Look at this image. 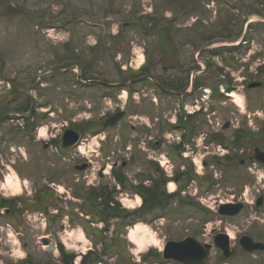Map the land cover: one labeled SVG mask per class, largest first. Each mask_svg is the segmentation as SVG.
<instances>
[{
	"label": "rangeland",
	"instance_id": "rangeland-1",
	"mask_svg": "<svg viewBox=\"0 0 264 264\" xmlns=\"http://www.w3.org/2000/svg\"><path fill=\"white\" fill-rule=\"evenodd\" d=\"M257 2H259L258 8L252 6L251 0H247L246 5L240 4V0H0V97L6 96L3 77L13 76L16 72V75H21L22 79L27 80L28 75L34 74L36 70L34 68H42L47 62L56 64L55 61L57 59L60 61L61 55H70L71 50L68 53L65 46L67 42H70L74 49L86 50L92 46L97 48L95 44L99 43L98 49L101 48L102 54L99 56L96 53L92 61L85 62L92 64L99 73L90 72L87 73L88 76L111 75L113 67L119 62L125 64L131 57L137 59V53H140V50L151 54V64L154 70L159 72L160 50L165 47L177 50L180 57L182 55L181 58L186 59L190 46L185 44L184 39L188 35L195 38L196 26H204V32L209 27L215 32L214 35H225V37L215 36L217 39L214 40V49L230 47V50L225 51L223 55L210 58L214 71L205 77L210 76L214 86L218 87L222 83L221 75L227 72L225 76L230 78L234 86V89L231 88L230 91L237 96L232 99L219 96L214 98L212 103L216 122L213 130H221V125L230 120L234 127L256 131L264 123V74L258 72L259 65H264V0H257ZM221 9H224V13L227 10L226 14L220 13ZM63 13L70 14L68 23L63 24L57 20V17ZM37 20H46L48 25H38ZM124 20H133L134 23L123 32L121 23ZM161 20H176V23H173L171 28L160 30ZM114 35L119 40L116 41ZM202 45L204 44L201 42L198 50L203 47ZM118 54L121 56L119 61ZM208 56L209 53L204 50L199 58L207 60ZM218 69L223 71L219 73ZM66 72L62 75H66ZM52 74L60 76L53 71L44 75L37 83L36 94L40 97L47 96L52 100L51 104L45 107L53 110L51 114L56 113L51 116L53 120L56 121L65 112H75L74 115L78 114L77 118L90 116L88 109L90 103L87 104L88 112L85 114L81 111L83 107H80L79 101L69 99L66 102L62 96H59L60 89L52 82L61 81L50 80ZM68 74L75 76L73 72ZM246 81H262L263 85L247 89L244 88ZM33 84L34 81L29 80L19 85L11 94H14L13 97L17 101H7V103L13 107L19 106V103H23V100L19 98L29 91L34 97V90L31 89ZM42 87L48 88L49 91L41 89L39 92V88ZM66 88L62 86L61 91ZM103 102V108L114 106V103L110 104L109 100ZM139 122L147 123L148 119L143 117V120ZM20 124L24 122L4 120L0 123V133L15 125L18 128ZM45 125H42V128H46ZM211 126L213 125L208 126L204 119L200 125V131L205 130L204 133L211 131ZM230 130H226V133ZM101 136H107L106 148L123 154L128 152L124 146L128 144L125 143L128 139H140L129 126L126 129V136L122 137L127 140L124 139L122 142L116 141L120 138L118 128L109 133L104 132ZM87 144L89 145L88 154H92L93 149H99L98 144L104 147V142L97 143L94 138H89ZM198 144L197 167H194V170L199 172H195V175L202 177V180L192 185L190 182L182 181L180 184L184 183L188 187L186 195L181 197L186 201L193 200L199 203L209 210V213L197 209L192 204L175 205L174 200H169L168 209L175 206L177 211L173 214L167 211L168 215L164 218L135 213L128 219H113L109 217L110 215H106L105 223L97 222L90 225V221H93L92 217L82 222L71 215L67 217L68 214L63 213L59 219H52L46 213L41 215L40 210L34 209V229L28 227L27 231L31 242L29 248L23 247V239L17 231H1L0 229V259H3L5 264L9 262L16 264L20 258L29 257L33 259V264H62L59 251L51 253L46 246H42L41 237L49 236L53 243H61L65 252L74 256L73 264H76L75 262L80 264L79 251L88 250V248H93L96 255H101L99 259L101 262L92 264H173L162 262L158 255L165 240L193 235L200 241H211L210 231L212 228H217L231 235L236 254L225 261L222 252L214 249L207 264H264V255L244 252L238 244V238L244 234L264 242V202L259 208L253 204L259 194L264 196V166L255 167L251 163L241 166L236 161L233 166L225 167L216 165L213 160L209 166L201 167V160L207 159L211 154H206L207 150L204 149L207 145L204 136H198ZM12 145L14 146L12 151L6 152L8 144L0 141V169L3 167L2 163L12 165L8 174H5L6 177H10V181H6L4 190L15 194L20 192L16 171L21 173L19 175L23 181L22 190L27 193L33 190L29 163L31 152L27 147L29 144L25 138L18 137L12 140ZM17 145H21L22 151L27 153L19 152ZM256 145L264 150V139L257 141ZM141 146L144 147L143 144ZM214 148L216 149V144ZM137 149L142 150L140 147ZM99 160L96 159L98 162H94V167L86 173V180L92 182L91 184L99 181L96 173L100 165ZM135 171L137 170L131 167L124 169L125 174L131 178ZM207 177L212 179L213 183L208 181ZM1 182L3 180L0 178V187ZM101 184L109 186L114 184L110 174L102 180ZM61 185L64 187L63 190L71 193V184ZM89 187L90 185H87V188ZM122 193L123 195L117 194V196L118 199H123L126 206L136 204L130 191L126 190ZM118 199L116 202H119L120 208L125 212H131V209L123 207ZM237 199L247 204L238 215L222 217L217 213L219 203ZM71 206L69 205L70 210L73 207ZM1 224H3L2 220H0ZM61 224L63 228L60 227ZM84 224L87 229L83 227ZM136 225L152 233L157 238V243L146 245L140 250L129 237ZM93 230L97 231V234H93ZM140 233L138 231L137 235ZM94 241L98 243L97 246L93 244ZM101 241L105 242L103 248L100 245Z\"/></svg>",
	"mask_w": 264,
	"mask_h": 264
},
{
	"label": "flooded vegetation",
	"instance_id": "flooded-vegetation-1",
	"mask_svg": "<svg viewBox=\"0 0 264 264\" xmlns=\"http://www.w3.org/2000/svg\"><path fill=\"white\" fill-rule=\"evenodd\" d=\"M178 52L166 47L160 50L159 72L147 66L136 77L115 68L114 75L117 79L115 84L92 78L81 79V73L87 67L79 65L80 74L76 76L79 85H73L71 90L58 94L66 102L69 99L79 101L80 107H83L81 111L85 114L88 112L87 104L90 103L91 105L88 106L90 116L87 117L77 118L78 114L74 115L75 112H65L54 121L51 116L56 113L51 114L46 112L48 109H41L52 100L47 96H37V84L34 83V113H31L29 118L31 128L24 129V132L20 129L7 132L5 129L6 131L1 133L4 143L13 135L16 137L25 135L31 152L29 163L33 184V190L28 193L15 195L5 191L4 175L12 165L2 163L0 220L3 224L0 227L3 231L17 230L23 239V247L27 249L31 243L27 235L28 227L34 229V209L41 210V215L46 213L56 219H59L63 213L71 215L74 219H80V216L86 215L87 211L96 212L99 203L95 200L94 189L87 188L90 182L86 180V173L94 167V162H98L96 159L101 160H99V169L102 171V174H99L98 184L104 179L103 170L107 168L115 169L116 172L127 167L138 170L134 172L136 176L132 184L123 185L120 194L122 195V191L127 188L134 199L140 198L142 203L145 199L147 203H143L137 211L155 216L160 215L165 208V189L171 181L162 177L160 162L163 157L170 160L174 169H183L187 173V170H191L196 165L198 136H204V141L207 143L204 149L207 150L206 154H211L204 160V167L212 163L213 155L216 153L214 145L220 141L225 142L224 147L228 149V154L223 161L219 159L216 161L219 164L225 163L226 166L234 163L231 161L232 151H235L238 145L231 144L230 141L238 131L231 129L230 121L227 122V127L226 124L224 126L220 124L221 130H213L216 121L215 117L211 118L210 107L214 100V84L210 76L205 77L214 71L210 62L212 52H208L207 60L202 59V64H199L198 59L190 60L188 57L190 52L186 59H182V55L180 57ZM200 65L202 69H199ZM140 78L144 79L138 81ZM118 84H126V86H118ZM41 89L48 90L42 87L39 88V92ZM106 100H109L110 104L114 103V106L103 108V101ZM120 111L123 112L122 119L112 127H105V121ZM143 117L148 119L147 123L139 122ZM202 117L208 126L213 125L212 129L209 128L211 131L206 133L205 130L200 131V125L204 120ZM134 120L137 122H133ZM44 124L46 128H42ZM127 126L140 137L139 140L122 138L126 136ZM115 128H118L120 135L116 141L127 140L125 143L128 144L124 145L127 153H116L113 149L105 147L107 136L102 137V133H109ZM226 130L230 132L226 133ZM89 138L104 141V147L93 149L92 154H88ZM138 147L142 150H138ZM243 150L244 148H241V152ZM250 160L251 156L243 158L241 164L245 165ZM113 178L116 181L115 177ZM194 181L192 178L190 184L192 185ZM175 182L180 184V180ZM22 183L20 178L21 187ZM59 184H71V193L61 191ZM187 187L188 185L185 186ZM25 189L28 190L27 186ZM88 189H91L89 194L91 202L87 210ZM65 193L67 195H64ZM230 202L234 203V201ZM69 205L73 206L71 210ZM110 210L117 211L115 208ZM82 220L85 222L84 218ZM60 227L64 226L61 224ZM214 232V229L211 230V239ZM0 264H5L3 259H0Z\"/></svg>",
	"mask_w": 264,
	"mask_h": 264
},
{
	"label": "water",
	"instance_id": "water-1",
	"mask_svg": "<svg viewBox=\"0 0 264 264\" xmlns=\"http://www.w3.org/2000/svg\"><path fill=\"white\" fill-rule=\"evenodd\" d=\"M258 84L255 83L250 86H257ZM260 154L262 153L259 152V154H256V157L259 159L262 158L259 156ZM262 161H264V159H262ZM241 208V204L235 206L222 205L219 211L221 214L234 215L238 213ZM42 242L46 245L49 244L46 238H43ZM240 242L242 246L249 251L264 249L263 244L254 243L251 238L246 236L243 237ZM215 245L223 249L225 258H228L233 254V251L230 248V241L226 235L221 234L217 236L215 238ZM49 249L53 251L55 246L50 244ZM210 249V245H200L194 238L188 237L180 242H167L163 255L166 259H172L183 264H204L210 256Z\"/></svg>",
	"mask_w": 264,
	"mask_h": 264
},
{
	"label": "bare ground",
	"instance_id": "bare-ground-1",
	"mask_svg": "<svg viewBox=\"0 0 264 264\" xmlns=\"http://www.w3.org/2000/svg\"><path fill=\"white\" fill-rule=\"evenodd\" d=\"M232 97L236 98L237 96L235 94L231 95ZM16 178H17V186L19 188V191L22 190V187L20 185V178L18 175L15 173ZM6 181H10V177H6ZM7 183V182H6ZM173 188V185H172ZM141 232L139 235H137V232ZM130 240L134 242L139 249L141 250L143 247H146V245L150 244H156L157 243V238L150 233L147 229H141L139 225H136L130 232Z\"/></svg>",
	"mask_w": 264,
	"mask_h": 264
},
{
	"label": "trees",
	"instance_id": "trees-1",
	"mask_svg": "<svg viewBox=\"0 0 264 264\" xmlns=\"http://www.w3.org/2000/svg\"><path fill=\"white\" fill-rule=\"evenodd\" d=\"M64 262H65V264H70L69 258L67 256L64 257Z\"/></svg>",
	"mask_w": 264,
	"mask_h": 264
}]
</instances>
